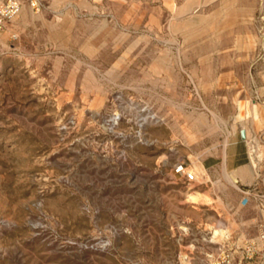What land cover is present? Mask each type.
<instances>
[{"label":"rangeland","instance_id":"1","mask_svg":"<svg viewBox=\"0 0 264 264\" xmlns=\"http://www.w3.org/2000/svg\"><path fill=\"white\" fill-rule=\"evenodd\" d=\"M18 1L0 24V264L240 251L242 216L264 218V0ZM242 128L252 182H206L195 167Z\"/></svg>","mask_w":264,"mask_h":264},{"label":"crops","instance_id":"2","mask_svg":"<svg viewBox=\"0 0 264 264\" xmlns=\"http://www.w3.org/2000/svg\"><path fill=\"white\" fill-rule=\"evenodd\" d=\"M223 156L211 155L204 157L195 167L194 170L198 172L200 170V176L206 179V182H212V179L219 178L224 173L232 175V178H228L229 182H237L240 185H246L252 182V165L250 163V155L248 151L247 141L242 139L240 135H233L227 142ZM203 198H207L204 194H199ZM240 198L237 200V204L240 205ZM246 222H249L255 226L253 235L258 231L260 222L264 221L262 214H253L252 216L244 217Z\"/></svg>","mask_w":264,"mask_h":264},{"label":"built area","instance_id":"3","mask_svg":"<svg viewBox=\"0 0 264 264\" xmlns=\"http://www.w3.org/2000/svg\"><path fill=\"white\" fill-rule=\"evenodd\" d=\"M19 10V1L10 0L7 3L6 9H0V24L2 19L11 18ZM15 38L16 35L14 34ZM183 175L187 183L198 182V176L195 172L187 170L180 166L177 170ZM243 195L240 199V205L244 206L248 203L251 193L247 190H242ZM259 211H264L263 201L257 204ZM222 250L221 263L223 264H264V222H260L258 231L252 237L244 239L240 251L229 252L226 249Z\"/></svg>","mask_w":264,"mask_h":264},{"label":"water","instance_id":"4","mask_svg":"<svg viewBox=\"0 0 264 264\" xmlns=\"http://www.w3.org/2000/svg\"><path fill=\"white\" fill-rule=\"evenodd\" d=\"M240 136L242 139H245L246 135H245V130L242 128L240 129Z\"/></svg>","mask_w":264,"mask_h":264},{"label":"bare ground","instance_id":"5","mask_svg":"<svg viewBox=\"0 0 264 264\" xmlns=\"http://www.w3.org/2000/svg\"><path fill=\"white\" fill-rule=\"evenodd\" d=\"M252 166L254 165V163H252L251 164ZM227 177L230 179V178H232V175H230V174H227ZM231 180V179H230Z\"/></svg>","mask_w":264,"mask_h":264}]
</instances>
